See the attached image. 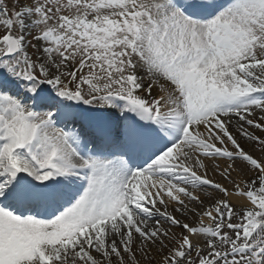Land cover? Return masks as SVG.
Instances as JSON below:
<instances>
[{
  "label": "snow or ice",
  "instance_id": "1",
  "mask_svg": "<svg viewBox=\"0 0 264 264\" xmlns=\"http://www.w3.org/2000/svg\"><path fill=\"white\" fill-rule=\"evenodd\" d=\"M0 264H264V0H0Z\"/></svg>",
  "mask_w": 264,
  "mask_h": 264
},
{
  "label": "rangeland",
  "instance_id": "2",
  "mask_svg": "<svg viewBox=\"0 0 264 264\" xmlns=\"http://www.w3.org/2000/svg\"><path fill=\"white\" fill-rule=\"evenodd\" d=\"M253 155L258 156L259 153L258 152H253Z\"/></svg>",
  "mask_w": 264,
  "mask_h": 264
},
{
  "label": "bare ground",
  "instance_id": "3",
  "mask_svg": "<svg viewBox=\"0 0 264 264\" xmlns=\"http://www.w3.org/2000/svg\"><path fill=\"white\" fill-rule=\"evenodd\" d=\"M69 127H71V125H69ZM257 135H260V133L259 132H257ZM247 147V146H246Z\"/></svg>",
  "mask_w": 264,
  "mask_h": 264
}]
</instances>
